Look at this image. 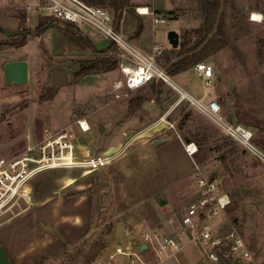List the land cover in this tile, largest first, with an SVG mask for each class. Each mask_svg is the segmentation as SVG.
<instances>
[{
	"label": "rangeland",
	"instance_id": "1",
	"mask_svg": "<svg viewBox=\"0 0 264 264\" xmlns=\"http://www.w3.org/2000/svg\"><path fill=\"white\" fill-rule=\"evenodd\" d=\"M2 3L0 0V33L5 34L6 29L20 31L23 27L31 29V33L26 45L0 49V141L6 142L0 156H16L29 139L41 141L45 136L61 132L71 136L77 159L104 156L103 152L110 146L115 148L105 157L107 161L95 168L49 169L53 173V178L47 181L50 187L62 188L63 184L73 183L72 190L84 189L93 200L88 236L51 264H128L124 254L116 253L111 257L118 246H128L131 239L143 241L145 234L153 230L168 234L180 229L179 218L192 198H189L190 193L174 199L179 208L173 213L156 215L139 188L143 179L161 168L156 153L158 145L153 142L158 138H179L185 146L189 142L198 146L191 156L196 166L191 188L195 189L200 174L216 179L219 188L231 199L222 215L232 221L246 241L252 254L249 264H264V160L232 141L196 103L182 98L178 87L167 81L158 83L157 89L151 82L126 89L122 66L137 62L126 50L120 51L112 44L107 53L95 52L74 39L64 22L44 34H37L40 18L51 15L46 0H12L9 5L20 4L8 8V12L24 15V23L6 12ZM130 3L134 13L122 19L120 33L147 55L155 44L163 49L173 48L167 37L171 29L179 33L180 40L179 50L171 53V62L178 59L177 53L193 49L198 43H201L197 48L200 49L210 38L218 39L214 41L218 44L219 40L226 42L222 47L216 44L214 52L200 61L213 65V84L207 85L195 66L178 76L170 75L171 79L204 103L217 100L222 105L224 118L240 122L251 130L258 147L264 151L260 142H264V0H220L217 25L205 38L203 15L197 0H130ZM145 6L149 7V14L139 11ZM106 8L114 17L113 9ZM253 12H258L261 18L252 19ZM154 16L165 21L155 23ZM140 26H143L141 31ZM81 27V33L98 49L110 44L97 28L86 24ZM10 37L3 40L9 41ZM102 54L118 56L120 62L109 71L85 73L81 70L89 59ZM10 58L28 60L30 79L27 83H6L4 61ZM165 60L163 54L157 63L168 72ZM138 93H151V104L158 105L160 110L154 117L146 118L142 115H146L147 108L142 105L129 121L123 122L130 117H126L128 99ZM182 99L185 100L181 103ZM83 119L88 120L91 127L86 131L80 127L79 121ZM132 124L140 130L134 135L126 131L127 125ZM79 145L87 149V154ZM172 155L167 156V165L174 164L176 155L178 163L181 161L187 168L193 165L183 150H174ZM62 189L69 194L66 188ZM170 216L176 217L174 222H170ZM155 217L160 219L156 221ZM108 223L112 224V229L102 235ZM131 230L136 235H130ZM142 255L151 257L149 252ZM201 261L202 251L188 241L183 251L171 255L167 263L200 264ZM221 264L237 263L224 259Z\"/></svg>",
	"mask_w": 264,
	"mask_h": 264
},
{
	"label": "built area",
	"instance_id": "2",
	"mask_svg": "<svg viewBox=\"0 0 264 264\" xmlns=\"http://www.w3.org/2000/svg\"><path fill=\"white\" fill-rule=\"evenodd\" d=\"M52 15L63 21L91 25L97 28L108 39L114 40L121 49L130 53L137 61L135 65L125 64L122 70L125 74L126 89H135L147 84L154 78H160L178 87L182 98L187 97L196 103L231 139L249 148L264 160V151L253 142V132L242 124H234L224 118L222 105L212 99L209 103L195 98L186 90L177 86L156 61L163 47L155 44L151 54L138 50L114 27V17L106 7L95 6L83 0H46ZM30 8V6H27ZM146 12L149 14L148 6ZM154 14V12H152ZM165 18L154 16V22H164ZM195 69L206 79V84H213L214 67L208 62H198ZM119 88L121 85H116ZM184 94V95H183ZM86 121V120H85ZM82 130L85 127L79 121ZM187 153L192 156L198 146L194 142L186 144ZM35 152L36 154H31ZM105 156L77 159L74 155V145L67 132L45 136L41 141L28 140L24 150L13 157L0 156V229L11 224L16 219L29 213L35 201L30 187L31 179L39 172L59 167H98L106 162ZM231 202L230 195L219 188L215 178L200 174L195 181L194 195L185 205V211L179 218L180 229L164 234L157 230L147 232L145 240L138 245L118 246L116 253L124 254L128 264H168L171 255L183 251L186 243L192 242L202 251L200 264H221L224 259L237 264H249L252 260L251 251L238 233L232 221L222 214L226 213ZM222 216V217H221ZM175 216H170L174 222ZM223 220V221H222ZM141 244H145L142 249ZM151 253L145 257L142 253ZM112 264V263H110Z\"/></svg>",
	"mask_w": 264,
	"mask_h": 264
},
{
	"label": "crops",
	"instance_id": "3",
	"mask_svg": "<svg viewBox=\"0 0 264 264\" xmlns=\"http://www.w3.org/2000/svg\"><path fill=\"white\" fill-rule=\"evenodd\" d=\"M2 1L4 3L1 6L6 8V10L20 4L12 3L9 5L12 0ZM8 13L17 17L14 13ZM10 31L12 32L13 30L10 29ZM7 36L6 33H0V40ZM17 59L21 58H10L5 60L4 63ZM143 105L147 109L145 111L146 115L142 116H146V118L154 117L160 110L158 105H152L150 100L144 102ZM141 108L142 106L139 110ZM135 114L123 122L129 121ZM86 121L89 124L88 120ZM135 127L133 124L127 125V133H133L134 135L139 132L140 130L137 131ZM158 139H164L161 143H155L157 139L153 140L154 144L158 145L156 153L161 162V168L143 179L139 188L146 203L153 208L156 215H160L162 212L168 215L179 208L174 200L176 197L184 198L187 193H190L189 198L193 197L195 189L191 188L192 183L190 182L195 176L196 166L179 138L171 140ZM0 142L3 144V147L0 144L1 154L2 150L6 148V142ZM79 146H81V151L87 154V149H84L82 145ZM174 150H183L192 159L193 165L187 168L181 161L178 163L176 155L175 159L173 158L175 160L174 164H168L171 166L169 167L167 165V156L169 154L172 155ZM49 171L51 170L37 173L30 181L32 196L35 201L33 209L0 229V264H51L64 251L83 241L88 236L93 205L91 195L81 188L72 190L74 187L73 183L63 184L62 188H66L69 194H66L65 190L62 191L61 187H50L48 182L49 179L53 178V173ZM155 218L156 221L158 218L160 219V217ZM129 233L130 235H136L132 230ZM135 241L136 239H131L129 244L134 245ZM138 241L141 240L137 239Z\"/></svg>",
	"mask_w": 264,
	"mask_h": 264
},
{
	"label": "trees",
	"instance_id": "4",
	"mask_svg": "<svg viewBox=\"0 0 264 264\" xmlns=\"http://www.w3.org/2000/svg\"><path fill=\"white\" fill-rule=\"evenodd\" d=\"M88 4L95 5V6H102V7H110L114 11V27L116 30L120 32L121 29V21L124 19L126 14L128 13H134V9L131 8L130 0H83ZM203 15V25H202V32L204 34V38L208 36V34L212 31L213 28H215V25H217V18H218V11L221 7L220 0H197ZM151 3H147L149 6ZM171 12V11H170ZM24 23V15H17ZM59 22H64L68 25L67 29L71 36L74 37V39L78 40L81 44H83L85 47H91L93 51L95 52H101V53H107L110 51L111 45L114 44L116 47L120 48L118 44L112 40L109 39L110 44L105 49H98L95 46V43L87 36L81 33V24L70 22V21H63L61 19H58L54 15H48L46 17H41L38 24L36 25V33L37 34H44L47 30L58 24ZM143 29V26L139 27V31ZM31 33V29L21 28L17 35L11 36L9 38V41L7 40H0V49H6L7 46H12L15 48L22 47L26 45L28 41V36ZM214 41H218V39L214 40V38H210L209 41H207L206 44H204L200 49H197L199 44L198 43L193 49H188L187 51L183 53H177L178 59L171 62V53H175L179 48H171V49H163L160 54L156 56V61L159 57H161L163 54H165L166 60L164 62V65L167 66L168 74L172 75H180L181 73H184L185 71L191 70L193 66H195L198 62L204 60L208 56H210L215 48L216 44L218 47H222L226 42H222V40H219V43H216ZM197 49V50H196ZM121 51V48H120ZM167 55V56H166ZM88 64L81 70H83L85 73H89L91 71H109L116 67V65L120 62L119 57L112 56L108 54H102L101 56H97L94 58L89 59L87 61ZM152 86L157 89L158 83L162 82L165 83L163 79L160 78H154L151 81ZM166 84V83H165ZM138 88V87H137ZM155 89V90H156ZM158 93L159 91H155ZM152 98L151 93H138V95H133L128 99V110L126 113V117L131 116L136 110H138L144 102L149 101ZM185 99L181 100V103ZM187 101V100H186ZM189 102V101H188ZM230 121V120H229ZM234 124H241L240 122L230 121ZM234 141L233 139H231ZM253 142L259 146V144L256 142V140L253 138ZM263 146L264 142L260 141ZM112 229V224L108 223L106 225V228L104 231L102 230V235H105L106 233L110 232Z\"/></svg>",
	"mask_w": 264,
	"mask_h": 264
},
{
	"label": "water",
	"instance_id": "5",
	"mask_svg": "<svg viewBox=\"0 0 264 264\" xmlns=\"http://www.w3.org/2000/svg\"><path fill=\"white\" fill-rule=\"evenodd\" d=\"M6 34L8 36H12L14 34H17L19 31H15L12 33L10 30L6 29ZM168 41L171 44L173 48H177L179 46V33L175 29H171L168 31L167 34ZM5 79L7 84H25L30 79V68H29V62L26 59H17V60H10L7 61L5 64ZM184 95V94H183ZM164 139H157L155 140V143H161ZM115 148L111 147L107 151L103 153L105 157H109L113 152ZM217 173V171H216ZM138 242H134V246H137ZM142 249L145 248V244H141Z\"/></svg>",
	"mask_w": 264,
	"mask_h": 264
},
{
	"label": "bare ground",
	"instance_id": "6",
	"mask_svg": "<svg viewBox=\"0 0 264 264\" xmlns=\"http://www.w3.org/2000/svg\"><path fill=\"white\" fill-rule=\"evenodd\" d=\"M140 9H141L142 12H146L147 11V8L146 7H141ZM260 18H261V15L258 12H253L252 19L259 20ZM81 121H82L83 125L85 127H87V122L84 119L81 120Z\"/></svg>",
	"mask_w": 264,
	"mask_h": 264
}]
</instances>
